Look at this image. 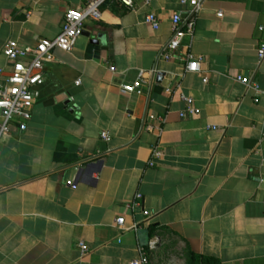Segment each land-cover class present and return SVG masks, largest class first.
Instances as JSON below:
<instances>
[{"label":"crops","instance_id":"0c3cea01","mask_svg":"<svg viewBox=\"0 0 264 264\" xmlns=\"http://www.w3.org/2000/svg\"><path fill=\"white\" fill-rule=\"evenodd\" d=\"M180 2L139 0L130 10L106 1L72 52L56 50L45 65L26 131L0 137V264H129L141 248L149 264H189L190 252L264 264V0L202 5L184 41L199 73L186 72V48L162 58L172 15L189 17ZM85 4L0 0V67L11 69L7 42L53 40L64 15ZM139 78L141 94L122 92ZM181 96L198 117L180 119ZM90 165L92 175L79 174Z\"/></svg>","mask_w":264,"mask_h":264},{"label":"built area","instance_id":"2783aa9c","mask_svg":"<svg viewBox=\"0 0 264 264\" xmlns=\"http://www.w3.org/2000/svg\"><path fill=\"white\" fill-rule=\"evenodd\" d=\"M106 1L109 0H86V4L82 9L69 10L64 15L59 36L53 40L42 39L36 46L29 48H22L15 41H9L4 45L1 53L11 64V69L8 72L5 68L0 67V137L9 134L13 126L18 127L22 132L26 131L28 122L32 118L34 106L40 98L39 89L44 84L45 65L55 61L54 53L56 50L66 53L72 52L76 42L84 33L85 22L87 20L100 21L102 19L100 8ZM116 1L132 10L135 2L139 0ZM143 1L150 4L154 0ZM206 1L208 0H181L182 6L190 7L188 19L184 20L180 14H173L171 17L172 36L163 49L162 58L171 61L176 58L177 53L182 48L188 49L185 54L187 73H199L201 70L202 60L190 52V46L184 45V41L186 39L193 40L196 17ZM218 17L221 18L222 14H219ZM146 24L151 26L153 30H158L160 20L155 14H149L146 17ZM259 31L264 33V25L259 28ZM257 56L260 61L264 59V40L260 42ZM110 70L115 72V68ZM207 81L205 78L204 83H207ZM238 81L246 87L258 92L261 91L260 87L248 78L239 77ZM143 84H145V80L139 78L131 85L121 86V90L129 95H139ZM181 98L187 104V108L180 113V119L198 117L200 112L195 107L194 100L186 96H181ZM149 130H152V128H149ZM101 137L106 142L111 140L107 132H103ZM162 157V151L154 150L153 159H161ZM150 166H154V161L150 163ZM138 198L140 199L141 196H138ZM117 225L123 227L124 219H118ZM134 229L137 230V226ZM78 246L83 256L89 251L87 245L83 242H79ZM151 249H154V247L151 246ZM140 253V258L129 264H149L144 248L140 249Z\"/></svg>","mask_w":264,"mask_h":264},{"label":"trees","instance_id":"16d2710c","mask_svg":"<svg viewBox=\"0 0 264 264\" xmlns=\"http://www.w3.org/2000/svg\"><path fill=\"white\" fill-rule=\"evenodd\" d=\"M189 264H219L217 260L189 253Z\"/></svg>","mask_w":264,"mask_h":264},{"label":"water","instance_id":"95a60500","mask_svg":"<svg viewBox=\"0 0 264 264\" xmlns=\"http://www.w3.org/2000/svg\"><path fill=\"white\" fill-rule=\"evenodd\" d=\"M101 165V164H100ZM94 166L90 165L85 170H81L79 174L86 173L87 175H92L94 173ZM90 177V176H89Z\"/></svg>","mask_w":264,"mask_h":264}]
</instances>
